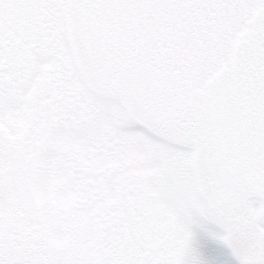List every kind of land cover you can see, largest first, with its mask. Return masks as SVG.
I'll return each instance as SVG.
<instances>
[{
	"label": "snow or ice",
	"instance_id": "6c2138e0",
	"mask_svg": "<svg viewBox=\"0 0 264 264\" xmlns=\"http://www.w3.org/2000/svg\"><path fill=\"white\" fill-rule=\"evenodd\" d=\"M0 264H264V0H0Z\"/></svg>",
	"mask_w": 264,
	"mask_h": 264
}]
</instances>
